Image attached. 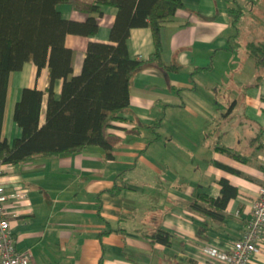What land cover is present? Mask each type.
Segmentation results:
<instances>
[{
	"label": "crops",
	"instance_id": "1",
	"mask_svg": "<svg viewBox=\"0 0 264 264\" xmlns=\"http://www.w3.org/2000/svg\"><path fill=\"white\" fill-rule=\"evenodd\" d=\"M181 2L160 31L161 64L151 30L129 31L128 54L144 64L130 80L129 106L107 129L111 158L89 146L0 164L5 192L24 194L6 209L15 249L30 250L32 264H208L205 245L223 249L241 235L264 183V69L245 47L264 42V0ZM58 9L68 20L87 18L69 5ZM101 11L96 34L65 36L72 75L89 42L110 43L117 10ZM48 82L47 66L38 72L32 61L9 74L0 132L8 143L21 135L13 109L23 88L44 93L43 123ZM61 85H53L55 98ZM220 179L237 189L222 218L191 209L194 200L207 206L198 196L219 195ZM158 229L169 233V246L151 241ZM249 264H264V239Z\"/></svg>",
	"mask_w": 264,
	"mask_h": 264
},
{
	"label": "trees",
	"instance_id": "2",
	"mask_svg": "<svg viewBox=\"0 0 264 264\" xmlns=\"http://www.w3.org/2000/svg\"><path fill=\"white\" fill-rule=\"evenodd\" d=\"M63 4L86 14L85 21L63 18L58 9ZM103 6L117 10L109 31L110 43L89 42L80 73L72 75V50L65 46V36L96 34ZM182 7L181 0H0V132L9 74L32 61L38 72L47 66L49 76L43 123L40 114L44 93L23 88L13 109V120L21 135L11 143L0 136V164L17 165L38 157L74 154L89 146L103 148L105 158H111L107 129L129 106L130 80L144 64L128 54L129 31L138 27L151 30L153 59L161 64V28ZM245 47L255 65L264 69V42H248ZM57 79L62 85L55 98L53 85ZM219 185L216 198L198 196L206 207L194 200L190 208L221 219V211L237 195V189L225 179H220ZM150 239L165 246L171 243L169 233L161 229Z\"/></svg>",
	"mask_w": 264,
	"mask_h": 264
},
{
	"label": "built area",
	"instance_id": "3",
	"mask_svg": "<svg viewBox=\"0 0 264 264\" xmlns=\"http://www.w3.org/2000/svg\"><path fill=\"white\" fill-rule=\"evenodd\" d=\"M264 167V164H263ZM21 192L7 194L0 184V264H32L30 250L18 252L15 249V238L10 228L6 203L9 200L23 198ZM264 239V183L258 188L257 198L251 208L250 217L244 224L238 239L219 249L205 245L202 252L210 260L208 264H249L251 257L261 251Z\"/></svg>",
	"mask_w": 264,
	"mask_h": 264
}]
</instances>
